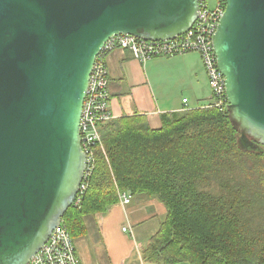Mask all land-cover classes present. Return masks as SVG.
Listing matches in <instances>:
<instances>
[{"label":"water","instance_id":"1","mask_svg":"<svg viewBox=\"0 0 264 264\" xmlns=\"http://www.w3.org/2000/svg\"><path fill=\"white\" fill-rule=\"evenodd\" d=\"M198 0H0V264H26L72 205L93 63L125 33L173 38ZM243 148L264 146V0H225L212 37Z\"/></svg>","mask_w":264,"mask_h":264},{"label":"trees","instance_id":"2","mask_svg":"<svg viewBox=\"0 0 264 264\" xmlns=\"http://www.w3.org/2000/svg\"><path fill=\"white\" fill-rule=\"evenodd\" d=\"M99 124L103 149L81 202L61 224L76 238L84 217L103 212L121 193L157 197L167 209L141 250L158 264H264V146L243 148L227 108L201 106ZM79 202V204H78Z\"/></svg>","mask_w":264,"mask_h":264},{"label":"crops","instance_id":"3","mask_svg":"<svg viewBox=\"0 0 264 264\" xmlns=\"http://www.w3.org/2000/svg\"><path fill=\"white\" fill-rule=\"evenodd\" d=\"M106 62L108 105L114 118L144 115L149 126L158 127L162 114L205 106L212 99L196 52L143 61L129 49L116 48L108 53ZM166 214L157 197L133 194L128 203L119 197L105 211L86 215L83 234L74 238L80 263L158 264L143 258L141 250Z\"/></svg>","mask_w":264,"mask_h":264},{"label":"built area","instance_id":"4","mask_svg":"<svg viewBox=\"0 0 264 264\" xmlns=\"http://www.w3.org/2000/svg\"><path fill=\"white\" fill-rule=\"evenodd\" d=\"M199 12L192 27L173 38L162 40L143 39L131 34L110 36L101 47L92 66L81 110L79 135L80 144L86 154V165L82 185L91 174L95 164V150L102 147L99 124L114 118L108 105V70L106 58L110 51L129 49L135 58L145 61L155 56H174L188 52L199 54L207 75L212 99L207 104L221 110L227 108L224 76L217 65L213 46V34L225 9V0H217L216 6L210 8L206 0H198ZM184 98L183 101H185ZM79 194L77 201H79ZM123 203H128L125 198ZM127 231V227L122 228ZM26 264H81L74 253L72 236L61 224L54 228L46 242Z\"/></svg>","mask_w":264,"mask_h":264},{"label":"bare ground","instance_id":"5","mask_svg":"<svg viewBox=\"0 0 264 264\" xmlns=\"http://www.w3.org/2000/svg\"><path fill=\"white\" fill-rule=\"evenodd\" d=\"M97 55H98V54H97ZM101 144H103V143H102V139H101ZM97 149H101V150H102V149H103V146H102V147H97L96 150H97ZM96 150H95V155H96ZM93 170H94V168H92L90 176L92 175ZM86 187H87V184H86V185H82L81 188H80V186H79V189H80L79 202H81V197H82V194H83V192L85 191ZM79 189H78V192H77V194H76V196H75V198H74V200H73V203H75L76 200H77V196H78V194H79ZM125 198L128 199V202L130 201V195H129L128 193H126V192L121 193V195H120V199L123 201ZM79 202H78V204H79ZM73 203H72V204H73ZM69 233H70V232H69ZM72 242H73V246H74V253H75V255H76L77 257H79V256H78V253H77V249H76V245H75L74 237H72Z\"/></svg>","mask_w":264,"mask_h":264},{"label":"rangeland","instance_id":"6","mask_svg":"<svg viewBox=\"0 0 264 264\" xmlns=\"http://www.w3.org/2000/svg\"><path fill=\"white\" fill-rule=\"evenodd\" d=\"M207 5L212 8L216 6L217 0H206Z\"/></svg>","mask_w":264,"mask_h":264}]
</instances>
